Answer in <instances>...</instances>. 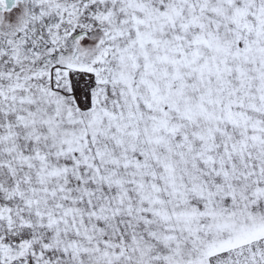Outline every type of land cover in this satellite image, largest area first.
<instances>
[{
	"label": "snow or ice",
	"instance_id": "obj_1",
	"mask_svg": "<svg viewBox=\"0 0 264 264\" xmlns=\"http://www.w3.org/2000/svg\"><path fill=\"white\" fill-rule=\"evenodd\" d=\"M0 264H264V0H0Z\"/></svg>",
	"mask_w": 264,
	"mask_h": 264
}]
</instances>
